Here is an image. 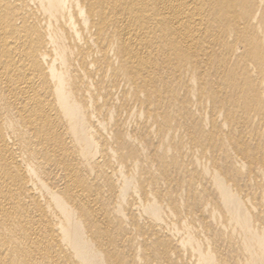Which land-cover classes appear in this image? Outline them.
I'll return each mask as SVG.
<instances>
[{
	"label": "bare ground",
	"instance_id": "bare-ground-1",
	"mask_svg": "<svg viewBox=\"0 0 264 264\" xmlns=\"http://www.w3.org/2000/svg\"><path fill=\"white\" fill-rule=\"evenodd\" d=\"M0 264H264V0H0Z\"/></svg>",
	"mask_w": 264,
	"mask_h": 264
}]
</instances>
